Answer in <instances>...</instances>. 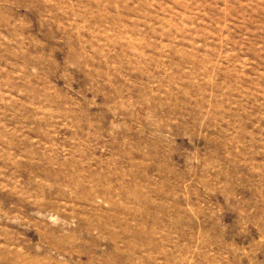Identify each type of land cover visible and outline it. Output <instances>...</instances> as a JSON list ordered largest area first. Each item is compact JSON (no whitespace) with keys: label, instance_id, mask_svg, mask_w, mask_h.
I'll return each instance as SVG.
<instances>
[{"label":"rangeland","instance_id":"1","mask_svg":"<svg viewBox=\"0 0 264 264\" xmlns=\"http://www.w3.org/2000/svg\"><path fill=\"white\" fill-rule=\"evenodd\" d=\"M0 264H264V0H0Z\"/></svg>","mask_w":264,"mask_h":264}]
</instances>
